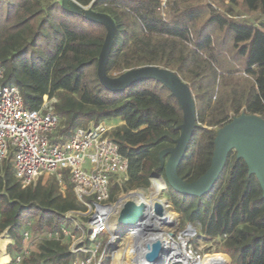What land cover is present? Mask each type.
<instances>
[{"label": "trees", "instance_id": "1", "mask_svg": "<svg viewBox=\"0 0 264 264\" xmlns=\"http://www.w3.org/2000/svg\"><path fill=\"white\" fill-rule=\"evenodd\" d=\"M115 25L105 73L156 65L177 74L194 98L196 120L177 174L192 182L209 167L218 129L240 114L264 118V0H75ZM107 35L101 22L66 8L57 0H0L2 84L18 87L24 106L39 109L53 99L57 135L100 121H120L109 131L127 161L122 191L147 188L152 173L164 176L160 155L174 146L182 110L160 81L139 80L122 91L104 87L97 63ZM54 176V175H53ZM39 177L22 188L8 160L0 163V233L10 226L15 256L21 231L31 221L37 247L21 264L42 260L66 263L74 257L62 236L70 224L62 214L81 209L72 185L66 194ZM168 200L192 228L207 239L219 237L214 252L231 264H264V198L256 177L234 151L212 188L201 196L181 194L168 184ZM6 255L4 259H6Z\"/></svg>", "mask_w": 264, "mask_h": 264}, {"label": "built area", "instance_id": "2", "mask_svg": "<svg viewBox=\"0 0 264 264\" xmlns=\"http://www.w3.org/2000/svg\"><path fill=\"white\" fill-rule=\"evenodd\" d=\"M3 71L0 64V163L11 161L13 176L22 188L39 177L54 175L64 190L67 180L82 208L64 212L62 216L70 224L46 236L61 235L67 241L74 257L60 264H105L115 254L114 243L121 237L114 223L121 204L131 198L151 205L154 199H145L136 190L122 191L111 198L112 186H121L127 179V161L109 136L111 125L100 121L76 127L67 136L57 135L59 117L53 112L54 100L45 95L39 109H27L18 87L1 83ZM152 220L149 217L146 223ZM9 228L0 233V239L5 240L0 254L7 257L1 264H21L30 253L31 221L24 223L22 247L15 256L7 251L12 243ZM135 241L139 240L133 239L134 247ZM186 252L193 256L190 248ZM34 264L50 263L39 260Z\"/></svg>", "mask_w": 264, "mask_h": 264}, {"label": "water", "instance_id": "3", "mask_svg": "<svg viewBox=\"0 0 264 264\" xmlns=\"http://www.w3.org/2000/svg\"><path fill=\"white\" fill-rule=\"evenodd\" d=\"M62 3L66 8L105 25L107 35L97 63V76L104 87L111 91H122L139 80L152 78L163 83L177 99L182 110V123L178 126L179 135L174 146L167 147L160 153L167 155L164 164L166 184L184 195H204L217 180L228 153L234 151L236 157L242 158L246 163L248 173L256 177L264 198V118L254 114H240L218 129L214 138L211 163L207 170L192 182L183 180L177 174V166L191 138L196 120L195 102L188 85L173 71L156 65L140 66L124 71L116 77H109L105 73V64L116 33L112 19L105 14L91 11L89 6H82L75 0H63ZM153 175L158 174L152 173L150 177ZM149 217L168 223L166 210L159 200L146 205L143 201L136 202L128 198L121 204L114 223L119 228V234L125 231L136 235V239L146 235L150 237L144 243L142 259L147 263H153L157 262L165 251L160 236L154 235L158 228L146 223ZM184 231L195 230L188 225Z\"/></svg>", "mask_w": 264, "mask_h": 264}, {"label": "rangeland", "instance_id": "4", "mask_svg": "<svg viewBox=\"0 0 264 264\" xmlns=\"http://www.w3.org/2000/svg\"><path fill=\"white\" fill-rule=\"evenodd\" d=\"M63 1V0H62ZM107 124L111 125L112 127L117 125V120H111L109 122H106ZM90 124V123H89ZM88 125V124H87ZM86 126V125H85ZM167 159V156L165 157L163 163L165 164ZM10 164L11 161L9 160ZM160 175V174H158ZM152 177H150L151 180ZM161 178L163 181H165V177L161 175ZM41 186L43 185H55L58 192H60L62 195L66 194V188L68 185V181H65V189L63 190L58 182L55 179V176L53 175H45L41 178ZM164 183V189L161 190L162 192L157 196L158 199L163 201L166 204L165 210L167 213H169L173 218L168 221V223L163 224V226L159 227L158 231H162V235L166 236L167 234L171 235V238L177 240L178 237L182 234V232L187 228L188 224L183 220L181 214L176 213L168 200V192H167V185ZM151 188V182L150 185L147 188H133L130 190H136L143 194L145 199H149V189ZM160 196V197H159ZM117 226V224L115 223ZM118 227V226H117ZM194 233L192 236H189L186 241L185 249L188 250L189 248L193 252V257L196 259L197 256H200L199 260H202L205 256L213 255V254H220L226 257L228 264H231L230 257L227 254L221 253V252H214L216 248L218 247L220 243V238H214V239H207L203 234L200 233L198 228L194 229ZM166 232V233H165ZM180 234V235H179ZM121 237L114 243V250L116 251L113 257L107 258L105 261V264H127L128 258L126 254V246L128 243L127 233L121 232ZM127 251H130V244L129 249ZM116 256V257H115ZM198 260V259H197ZM173 264H179V263H173Z\"/></svg>", "mask_w": 264, "mask_h": 264}, {"label": "bare ground", "instance_id": "5", "mask_svg": "<svg viewBox=\"0 0 264 264\" xmlns=\"http://www.w3.org/2000/svg\"><path fill=\"white\" fill-rule=\"evenodd\" d=\"M164 181L161 178V175H153L151 178V188L149 189V195L151 197V200H156L158 195L162 192L161 190L164 189ZM166 186V185H165ZM137 194V193H136ZM135 194V195H136ZM134 195V196H135ZM136 196H139L137 194ZM160 197V196H159ZM164 208L165 204L162 203ZM172 216L166 212V220L169 221ZM164 221H161L160 219L154 218L150 225H152L155 228H158L160 226H163ZM166 233V232H165ZM153 234V233H152ZM195 234L194 232L190 231H184L182 234L178 237L177 240L174 238H171L170 234H167L166 236L162 235V231H157L154 233V235L160 236V239L163 242L164 251L161 256V258L157 262L153 263H147L142 259V252L144 249V240L147 241L150 237H139L136 239V235L127 232V238L128 243L126 246V254H127V264H173V263H179V264H228L227 259L225 256L220 254H213L209 256H205L202 260H197L190 254H188L185 250L186 241L189 236H192ZM4 238L1 237V241ZM133 239L139 240L135 241V247L133 246ZM130 244V251H127L129 249ZM166 253V254H165ZM4 254H0V264L2 261H4ZM116 257V256H115Z\"/></svg>", "mask_w": 264, "mask_h": 264}, {"label": "crops", "instance_id": "6", "mask_svg": "<svg viewBox=\"0 0 264 264\" xmlns=\"http://www.w3.org/2000/svg\"><path fill=\"white\" fill-rule=\"evenodd\" d=\"M57 1H59V2L62 3V0H57ZM120 123H121L120 121H117V124H120ZM9 237H10V236H9ZM4 243H5V240H2V241H1V239H0V249H3ZM27 244H28V243H27ZM28 245H29L30 253H31V252H36L37 247H36V245H35V243H34V241H33V238H32V241H30ZM30 253H29V254H30Z\"/></svg>", "mask_w": 264, "mask_h": 264}]
</instances>
